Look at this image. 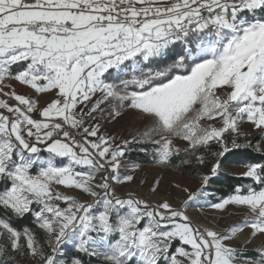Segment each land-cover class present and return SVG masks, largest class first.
Masks as SVG:
<instances>
[{
    "label": "snow or ice",
    "instance_id": "1",
    "mask_svg": "<svg viewBox=\"0 0 264 264\" xmlns=\"http://www.w3.org/2000/svg\"><path fill=\"white\" fill-rule=\"evenodd\" d=\"M8 80L53 99L38 108ZM105 108L139 113L122 144L150 143L161 165L181 152L203 165L218 145L200 188L179 207L118 196L124 147L87 123ZM242 148L264 154V0H0V264H65V245L105 264H264V244L254 257L232 244L264 237V161L241 174L258 189L211 204L246 210L224 232L185 212ZM29 215L35 228L14 226Z\"/></svg>",
    "mask_w": 264,
    "mask_h": 264
},
{
    "label": "rangeland",
    "instance_id": "2",
    "mask_svg": "<svg viewBox=\"0 0 264 264\" xmlns=\"http://www.w3.org/2000/svg\"><path fill=\"white\" fill-rule=\"evenodd\" d=\"M105 109L108 113L104 116V120L101 118L102 121L100 120V122L104 123V126H106L104 135L114 138L113 147H115L116 144L123 146V140L127 139L132 141L134 136L138 137V134L144 130L146 122L141 118L138 112L126 109L122 112L120 117L112 119L109 110L107 108ZM135 143L137 142L133 141L131 144L123 147L125 149ZM181 147H183V145H181ZM43 154L46 155V153ZM190 158L194 168L202 171L203 175L209 173L210 168H206L205 164H199L194 157ZM216 159L217 157L212 155L207 156L205 157V163L210 162L211 166L215 163ZM57 163L58 166H64L67 164V159H58ZM121 164V176L131 175L133 177L131 181H124L119 185H114L116 194L121 197H126L129 193H131L134 197L144 199L152 204L168 200L174 206L179 207L188 195V193L181 190L182 188H187L189 192H194L201 186V181L187 179L174 172L161 170L150 165L137 164L122 158ZM228 171L241 175L244 171H246V168H231L228 169ZM97 178L99 179V174ZM177 185L180 187H177ZM153 189H155V191H153ZM61 191L76 195L80 199H89L86 195H81L78 190L64 189L61 187ZM204 191L208 193L205 188ZM211 204H213V202L209 199L208 193L207 196H200L196 200L191 201L189 206L185 209V212L194 224H203L205 227H211L219 232H224L225 229L239 222L243 218L246 211L245 209L237 208L235 206H228L225 210H216L211 207ZM237 237L243 238V243L238 240ZM237 237L233 239L232 244L235 246L246 244L244 255L247 253H253L256 255L254 249L264 244V237H257L252 239L250 243H246L249 239L247 231L243 234H238ZM65 246L73 247L72 245ZM17 264H36V262L34 258L30 257L28 261H18Z\"/></svg>",
    "mask_w": 264,
    "mask_h": 264
},
{
    "label": "trees",
    "instance_id": "3",
    "mask_svg": "<svg viewBox=\"0 0 264 264\" xmlns=\"http://www.w3.org/2000/svg\"><path fill=\"white\" fill-rule=\"evenodd\" d=\"M217 150L218 146L213 144L210 151L203 154L205 157L211 156V153ZM124 151L125 155L122 157V159L124 160L142 165H150L161 170L171 171L181 177L192 179L195 181H201L202 177L204 176L202 171L192 166L191 158L189 156H186L184 153L173 156L171 161L167 165H161L156 162V159L154 158L155 148L150 143L137 142L134 145L125 148ZM220 160L221 168L219 170V173L216 176L212 177L205 187L206 191L209 193V199L213 203H216L233 194L238 186H247L251 184L257 189L260 187L259 185L255 184L250 178L243 177L242 175L234 172H229L228 169L244 167L245 164L251 162L264 161V154L256 153L252 149L248 148L233 149L230 153H227L225 157L220 158ZM205 167L210 168V162L205 163ZM14 226L21 230L25 226L35 228L33 217H31L30 215L24 219L14 221ZM40 235L42 237L43 233H41ZM245 255L249 257L255 256V254L253 253H247ZM60 258L65 262V264H72V260L75 258H79L82 261V264H105L103 257L87 256L78 253L73 247L69 246H63L62 255ZM29 259V256H25L18 259L17 262H26Z\"/></svg>",
    "mask_w": 264,
    "mask_h": 264
},
{
    "label": "crops",
    "instance_id": "4",
    "mask_svg": "<svg viewBox=\"0 0 264 264\" xmlns=\"http://www.w3.org/2000/svg\"><path fill=\"white\" fill-rule=\"evenodd\" d=\"M13 70L15 71L16 69L14 68ZM6 85L10 86L11 88H14L17 91V93L25 94V95L35 99L37 101L38 108L45 107L47 105V103H49L51 101V99H53V96L51 94H36L34 92V90H31L27 86L20 85L18 82L14 81V80L6 81ZM5 90H8V87H6ZM9 103H14V101L9 100ZM35 118H39V117L36 116ZM100 120H101V113L97 114L95 121L90 120L87 123L88 124L99 123L100 133L105 134L104 130H105L106 126H104V123H101ZM40 147L43 149L44 146L40 145Z\"/></svg>",
    "mask_w": 264,
    "mask_h": 264
},
{
    "label": "built area",
    "instance_id": "5",
    "mask_svg": "<svg viewBox=\"0 0 264 264\" xmlns=\"http://www.w3.org/2000/svg\"><path fill=\"white\" fill-rule=\"evenodd\" d=\"M107 110L105 109V111L103 113H101V118L104 120L105 119V115L107 114ZM80 137H77V139H79Z\"/></svg>",
    "mask_w": 264,
    "mask_h": 264
},
{
    "label": "bare ground",
    "instance_id": "6",
    "mask_svg": "<svg viewBox=\"0 0 264 264\" xmlns=\"http://www.w3.org/2000/svg\"><path fill=\"white\" fill-rule=\"evenodd\" d=\"M199 226H202V227H205L203 224H199ZM238 238V240H240L242 243H243V238H241V237H237Z\"/></svg>",
    "mask_w": 264,
    "mask_h": 264
}]
</instances>
